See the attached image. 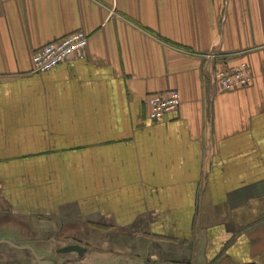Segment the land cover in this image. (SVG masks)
Segmentation results:
<instances>
[{"label":"crops","instance_id":"obj_1","mask_svg":"<svg viewBox=\"0 0 264 264\" xmlns=\"http://www.w3.org/2000/svg\"><path fill=\"white\" fill-rule=\"evenodd\" d=\"M78 30L82 58L33 71ZM52 233L85 251L48 264H264V0H0V238L42 260Z\"/></svg>","mask_w":264,"mask_h":264},{"label":"built area","instance_id":"obj_2","mask_svg":"<svg viewBox=\"0 0 264 264\" xmlns=\"http://www.w3.org/2000/svg\"><path fill=\"white\" fill-rule=\"evenodd\" d=\"M87 45V36L81 30L45 43L32 51V69L35 72H47L69 61L82 58ZM213 79L222 91L247 87L252 80L250 70L245 63L216 71L213 74ZM179 101L180 95L176 89L148 94L143 99V103L148 107V119L153 124L158 123L167 114L175 111Z\"/></svg>","mask_w":264,"mask_h":264},{"label":"flooded vegetation","instance_id":"obj_3","mask_svg":"<svg viewBox=\"0 0 264 264\" xmlns=\"http://www.w3.org/2000/svg\"><path fill=\"white\" fill-rule=\"evenodd\" d=\"M56 239V238H55ZM53 239V240H55ZM22 243H17L16 241L14 240H11V239H7V238H0V246H9L10 248L14 249V250H17V251H28L30 253V256H31V262L30 264H47V263H53L55 262V259L52 257V256H48L46 259H42L40 260V257L39 255L37 254L35 248L29 243L25 244V245H21ZM75 245H78L76 243H73ZM67 245H71V244H64V245H61V247H59L57 250V254H60L58 255L56 261H64V259H66L65 257V253L64 251H61V249ZM80 246V245H79ZM81 247V246H80ZM83 248V247H82ZM83 250L85 251V248H83ZM83 251V252H84ZM51 252V251H50ZM75 252V251H74ZM77 253V252H76ZM3 255L4 258L6 255V253L4 254L3 253V250L0 249V255ZM78 254V253H77ZM83 253H79L78 254V257H81ZM10 264H23V262L21 261V259H19L18 257H10ZM6 260V259H5ZM43 261L45 263H43ZM7 264V263H5ZM24 264H27V263H24ZM29 264V262H28Z\"/></svg>","mask_w":264,"mask_h":264},{"label":"rangeland","instance_id":"obj_4","mask_svg":"<svg viewBox=\"0 0 264 264\" xmlns=\"http://www.w3.org/2000/svg\"><path fill=\"white\" fill-rule=\"evenodd\" d=\"M43 236H45V235H43ZM48 237H49L48 241L51 242V243H54V242L57 241L55 246H54V248H53V250L51 249V252H50V256H52L55 259V262H57L56 259H57L58 255H60V254H57V251H58L57 249L59 247H61V246H59V244L60 245H64V244H62L61 240L58 239V234H53L52 233V234L48 235ZM42 238H44V237H42ZM54 238H57V239L53 240ZM42 240L43 239H41V241ZM14 241H16V240H14ZM16 242L17 243H22V244H27V243L29 244L30 240H21V241L18 240ZM0 249H2L3 253L4 254L6 253V255H7V256H5V258H4V256L2 254L0 255V258H2V262L0 264H5V263L10 264V259H9L10 257H18L19 259H21L23 264L24 263L28 264V262L30 264V262H31V256H30V253L28 251H17V250H14V249L10 248L9 246H0ZM69 253H71V252H69ZM65 254H67V253H65ZM73 255L75 257V260L78 261V258H79L78 254H73ZM33 264H34V262H33Z\"/></svg>","mask_w":264,"mask_h":264},{"label":"water","instance_id":"obj_5","mask_svg":"<svg viewBox=\"0 0 264 264\" xmlns=\"http://www.w3.org/2000/svg\"><path fill=\"white\" fill-rule=\"evenodd\" d=\"M61 251H64V252H70V251H75L77 252L78 254L80 253H83V248L80 247L79 245H75V244H71V245H67L65 247H63L61 249Z\"/></svg>","mask_w":264,"mask_h":264}]
</instances>
